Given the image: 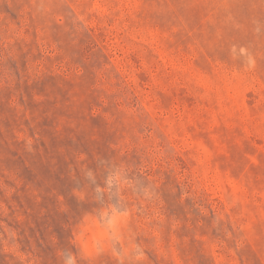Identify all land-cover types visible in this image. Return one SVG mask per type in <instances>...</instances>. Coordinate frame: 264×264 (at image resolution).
<instances>
[{
	"label": "rangeland",
	"instance_id": "374dc122",
	"mask_svg": "<svg viewBox=\"0 0 264 264\" xmlns=\"http://www.w3.org/2000/svg\"><path fill=\"white\" fill-rule=\"evenodd\" d=\"M0 264H264V0H0Z\"/></svg>",
	"mask_w": 264,
	"mask_h": 264
}]
</instances>
